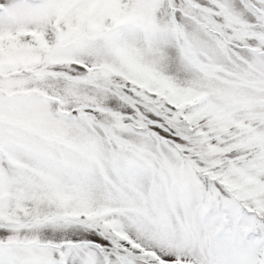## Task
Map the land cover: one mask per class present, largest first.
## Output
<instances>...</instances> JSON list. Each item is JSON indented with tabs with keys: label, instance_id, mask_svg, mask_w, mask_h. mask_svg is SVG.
Instances as JSON below:
<instances>
[{
	"label": "snow or ice",
	"instance_id": "6c2138e0",
	"mask_svg": "<svg viewBox=\"0 0 264 264\" xmlns=\"http://www.w3.org/2000/svg\"><path fill=\"white\" fill-rule=\"evenodd\" d=\"M0 264H264V0H0Z\"/></svg>",
	"mask_w": 264,
	"mask_h": 264
}]
</instances>
